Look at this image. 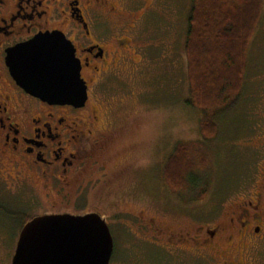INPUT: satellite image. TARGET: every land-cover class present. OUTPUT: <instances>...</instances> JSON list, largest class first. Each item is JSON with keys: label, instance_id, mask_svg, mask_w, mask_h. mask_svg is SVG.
<instances>
[{"label": "flooded vegetation", "instance_id": "1", "mask_svg": "<svg viewBox=\"0 0 264 264\" xmlns=\"http://www.w3.org/2000/svg\"><path fill=\"white\" fill-rule=\"evenodd\" d=\"M126 5L123 0H0V167L13 165L24 181L40 179L62 199L70 195L74 205L87 202L84 212L67 207L56 214L97 213L109 227L115 224L164 249L147 261L152 264H248L246 244L264 226V185L255 200L224 212L225 221L174 232L157 225L154 187L142 183L138 164L107 161L108 150L130 135L123 126L133 125L116 110L124 76L142 75L141 35L134 30L139 17L123 19ZM49 33H62L74 47L87 92L81 106L33 96L11 72L12 49ZM124 252L121 264H138Z\"/></svg>", "mask_w": 264, "mask_h": 264}, {"label": "rangeland", "instance_id": "2", "mask_svg": "<svg viewBox=\"0 0 264 264\" xmlns=\"http://www.w3.org/2000/svg\"><path fill=\"white\" fill-rule=\"evenodd\" d=\"M123 1L128 4L122 7L123 19L139 17L134 30L141 35L137 41L142 46V75L140 80L124 76L116 110L120 118L130 117L133 125L123 126L124 134L130 135L108 150L107 161L118 166L138 164L142 183L154 187L152 208L157 225L164 229L190 231L197 223L206 227L225 221L224 212L255 200L264 185V9L250 42L240 94L227 107L205 111L188 103L192 97L185 41L191 0ZM133 6L140 9L135 12ZM203 119L217 123L216 135L210 139L201 133ZM186 144L194 150L192 165L196 160L203 164L190 171L183 189L168 183L166 170L173 156L183 155ZM196 149L205 155V162L203 157L197 159ZM23 177L13 165L0 167V264H12L25 217L56 214L67 207L84 212L87 206L81 199L74 205L70 195L62 199L40 179L24 181ZM110 230L111 264H121L124 251L138 264H152L147 261L158 257L157 249L161 256L165 253L115 224ZM167 234L161 235L162 242ZM251 239L244 249L248 264H264V226Z\"/></svg>", "mask_w": 264, "mask_h": 264}, {"label": "water", "instance_id": "3", "mask_svg": "<svg viewBox=\"0 0 264 264\" xmlns=\"http://www.w3.org/2000/svg\"><path fill=\"white\" fill-rule=\"evenodd\" d=\"M8 60L17 82L33 96L55 104L85 103L80 63L62 33L38 35L12 49ZM113 250L101 215L45 214L22 227L12 264H109Z\"/></svg>", "mask_w": 264, "mask_h": 264}, {"label": "trees", "instance_id": "4", "mask_svg": "<svg viewBox=\"0 0 264 264\" xmlns=\"http://www.w3.org/2000/svg\"><path fill=\"white\" fill-rule=\"evenodd\" d=\"M263 9L264 0H191L185 41L192 97L189 104L210 111L227 107L240 94L250 42ZM217 128L215 121L201 120V133L207 139L216 135ZM186 145L183 155L173 156L166 170L171 179L168 183L183 189H187L190 171L198 164L196 160L192 165L190 154L194 150ZM196 152L197 159L203 157L205 162V155L199 149ZM199 162L198 167L203 164ZM30 218L25 217L23 226Z\"/></svg>", "mask_w": 264, "mask_h": 264}]
</instances>
